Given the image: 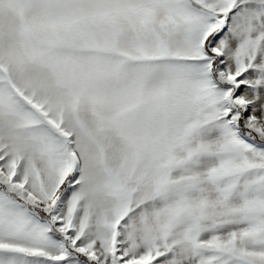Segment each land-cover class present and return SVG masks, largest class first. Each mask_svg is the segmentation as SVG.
<instances>
[{
  "label": "snow or ice",
  "instance_id": "1",
  "mask_svg": "<svg viewBox=\"0 0 264 264\" xmlns=\"http://www.w3.org/2000/svg\"><path fill=\"white\" fill-rule=\"evenodd\" d=\"M0 264H264V0H0Z\"/></svg>",
  "mask_w": 264,
  "mask_h": 264
}]
</instances>
